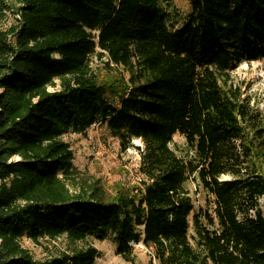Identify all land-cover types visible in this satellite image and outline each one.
<instances>
[{
	"label": "trees",
	"instance_id": "obj_1",
	"mask_svg": "<svg viewBox=\"0 0 264 264\" xmlns=\"http://www.w3.org/2000/svg\"><path fill=\"white\" fill-rule=\"evenodd\" d=\"M172 1L0 0V23L16 17L0 29V264L95 263L92 246L39 262L20 243L60 237L129 264L138 244L157 264H264V111L231 76L264 61V0H188L178 27ZM95 124L121 152L141 143L136 183L75 170L61 137Z\"/></svg>",
	"mask_w": 264,
	"mask_h": 264
},
{
	"label": "rangeland",
	"instance_id": "obj_2",
	"mask_svg": "<svg viewBox=\"0 0 264 264\" xmlns=\"http://www.w3.org/2000/svg\"><path fill=\"white\" fill-rule=\"evenodd\" d=\"M166 9L172 15L174 26L178 27L189 11L188 0H173L166 6ZM15 19L16 17L12 14H7L0 23V29L8 28L9 25L15 23ZM105 62L104 58L99 61L93 57L91 66L100 72L104 69ZM231 76L235 83L241 84L244 89H249V93L259 99V107L264 111V61L242 62L231 72ZM123 77L127 78L126 75ZM61 139L72 151L75 170L83 176L99 180L109 191L112 190L114 183L119 181L126 180L131 184L136 183L140 163L137 148L142 147L140 142L138 144L132 141L131 146L121 152L118 140L110 138L99 124L93 125L85 134L68 133ZM169 148L178 157H184L187 153L185 142L179 135L173 136ZM185 189L192 201L194 212L208 210L211 207L208 197L197 182L189 180L185 184ZM189 220L190 243L194 245L192 215ZM20 243L32 254L33 259L39 262L56 257L59 252L92 246L98 252L94 264H129L116 255V247L109 240L100 242L87 238L81 242L71 243L65 237H60L54 241L40 240L35 244L23 238ZM133 250L136 264H157L151 258V251L144 248L142 244L133 245Z\"/></svg>",
	"mask_w": 264,
	"mask_h": 264
},
{
	"label": "bare ground",
	"instance_id": "obj_3",
	"mask_svg": "<svg viewBox=\"0 0 264 264\" xmlns=\"http://www.w3.org/2000/svg\"><path fill=\"white\" fill-rule=\"evenodd\" d=\"M134 142L139 144V141H134Z\"/></svg>",
	"mask_w": 264,
	"mask_h": 264
},
{
	"label": "built area",
	"instance_id": "obj_4",
	"mask_svg": "<svg viewBox=\"0 0 264 264\" xmlns=\"http://www.w3.org/2000/svg\"><path fill=\"white\" fill-rule=\"evenodd\" d=\"M138 181V179H136V182Z\"/></svg>",
	"mask_w": 264,
	"mask_h": 264
}]
</instances>
